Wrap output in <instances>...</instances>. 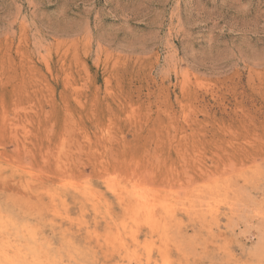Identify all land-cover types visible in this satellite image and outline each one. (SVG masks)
I'll list each match as a JSON object with an SVG mask.
<instances>
[{
	"label": "rangeland",
	"instance_id": "rangeland-1",
	"mask_svg": "<svg viewBox=\"0 0 264 264\" xmlns=\"http://www.w3.org/2000/svg\"><path fill=\"white\" fill-rule=\"evenodd\" d=\"M0 264H264V0H0Z\"/></svg>",
	"mask_w": 264,
	"mask_h": 264
},
{
	"label": "bare ground",
	"instance_id": "bare-ground-1",
	"mask_svg": "<svg viewBox=\"0 0 264 264\" xmlns=\"http://www.w3.org/2000/svg\"><path fill=\"white\" fill-rule=\"evenodd\" d=\"M153 190V189H152ZM134 197H135V202H136V204L138 203V204H140L141 206H142V208H144V210H143V213H145L146 215H149V213L151 214V213H153V206L152 205H150V207H148L147 205H148V201L146 202L145 201V203L147 204V205H145L144 203H142V201L140 200L141 199V197H140V194L139 193H136L135 194V192H134ZM141 195H143L142 193H141ZM144 196V195H143ZM145 196H147V198H148V195H145ZM147 198H145V199H147ZM150 198V197H149ZM130 199V198H129ZM134 199V198H133ZM155 203V202H154ZM153 203V204H154ZM137 206V205H136ZM152 206V207H151ZM157 206V205H156ZM164 209H165V207H163ZM130 209V208H129ZM140 212V211H139ZM154 212H155V210H154ZM156 216V215H155ZM136 217V216H135ZM142 217V216H141ZM154 217V216H153ZM141 219V218H140ZM139 224V223H138ZM165 224V223H164ZM155 225V224H154ZM129 234V233H128ZM123 242V241H122ZM163 262V261H162ZM167 262V261H166ZM164 263H165V260H164Z\"/></svg>",
	"mask_w": 264,
	"mask_h": 264
}]
</instances>
